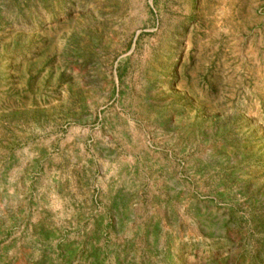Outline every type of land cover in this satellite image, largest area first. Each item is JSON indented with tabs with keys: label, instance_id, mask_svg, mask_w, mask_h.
Masks as SVG:
<instances>
[{
	"label": "rangeland",
	"instance_id": "obj_1",
	"mask_svg": "<svg viewBox=\"0 0 264 264\" xmlns=\"http://www.w3.org/2000/svg\"><path fill=\"white\" fill-rule=\"evenodd\" d=\"M0 264H264V0H0Z\"/></svg>",
	"mask_w": 264,
	"mask_h": 264
}]
</instances>
